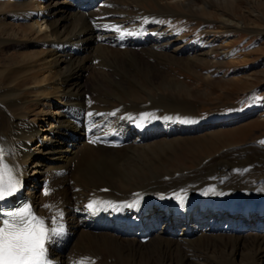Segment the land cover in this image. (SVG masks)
<instances>
[{"label":"bare ground","instance_id":"bare-ground-1","mask_svg":"<svg viewBox=\"0 0 264 264\" xmlns=\"http://www.w3.org/2000/svg\"><path fill=\"white\" fill-rule=\"evenodd\" d=\"M4 1L0 149L19 169L22 187L14 196L51 224L66 226V238L49 245L50 258L59 264L69 254L95 264H264L263 146L224 148L190 171L157 168L180 142L242 115L203 118L190 101L144 92L145 85L184 88L167 65L191 69L212 52L213 44L181 36L162 18L205 19L213 17L211 8L224 12L237 0ZM150 2L155 10L145 9ZM13 50L20 61L9 67ZM138 90L158 103L137 102ZM135 194L138 208L93 213L86 207L94 199L124 205Z\"/></svg>","mask_w":264,"mask_h":264},{"label":"rangeland","instance_id":"rangeland-1","mask_svg":"<svg viewBox=\"0 0 264 264\" xmlns=\"http://www.w3.org/2000/svg\"><path fill=\"white\" fill-rule=\"evenodd\" d=\"M144 7L146 10L156 9L153 2ZM225 10L211 8L209 12L213 17L205 19L178 17L177 22L161 19V23L170 26L181 36L200 38L204 47V43L213 44L212 52L205 61L194 63L191 69L182 65H167L168 75L182 82L184 88L173 91L166 84L159 88V85H145L144 92L152 96L171 95L174 97L172 103L176 100L190 101L197 114L203 118H211L212 114L232 116L234 112L243 118L180 142L171 153L166 152L164 157L159 158L158 169H193L202 160L218 157L224 148L230 149L245 143L258 142L264 147V143H260L264 141V0H237ZM5 11L6 2L0 0V15ZM221 20L227 22V27L220 23ZM26 51L31 52V49ZM17 52L24 54L25 51ZM17 56L14 50L11 51L6 65L11 67L20 61ZM135 99L146 104L158 103L157 99L145 100L146 95L139 90L135 93ZM31 170L32 165H28L29 176Z\"/></svg>","mask_w":264,"mask_h":264},{"label":"clouds","instance_id":"clouds-1","mask_svg":"<svg viewBox=\"0 0 264 264\" xmlns=\"http://www.w3.org/2000/svg\"><path fill=\"white\" fill-rule=\"evenodd\" d=\"M4 165L12 169V175L19 179L16 168L0 158V168ZM5 213L0 219V264H59L58 260L50 258L49 245L54 238H66V226L62 233L53 235L57 225L38 215L30 202ZM66 259L67 264H95L93 258L87 255L69 254Z\"/></svg>","mask_w":264,"mask_h":264},{"label":"snow or ice","instance_id":"snow-or-ice-1","mask_svg":"<svg viewBox=\"0 0 264 264\" xmlns=\"http://www.w3.org/2000/svg\"><path fill=\"white\" fill-rule=\"evenodd\" d=\"M116 30L119 31V28H117ZM87 115L91 118L93 116V113L89 112ZM109 115H115V112L110 113ZM149 118L150 116L146 114V115H142L139 118V120L141 123H143ZM91 142L95 143L96 141H91ZM260 143H264V141H261ZM0 158H3L4 160L3 149H0ZM16 171L18 172L19 169L16 168ZM21 187H22V181L20 179H17L16 176L12 175V169L8 168L7 165H4L2 168H0V203H3L6 200H8L10 197L16 195ZM209 191H214V189H209ZM44 194L48 195V191L46 190ZM135 195L138 197L136 200L124 205H117L110 201H101L98 199H94L91 202H89L86 207L88 210H90L93 213H98L101 210H108V209H112L113 211H120L122 210L123 207L138 208L140 203L139 194H135ZM175 198L179 201L181 205H183L184 203L183 195L176 194ZM45 207H48V205H45ZM28 210L31 211V209ZM59 215L62 218V213H59ZM63 231H64L63 224L58 223L57 227L53 229V235H56L57 233H62ZM84 264H86V262H84Z\"/></svg>","mask_w":264,"mask_h":264}]
</instances>
